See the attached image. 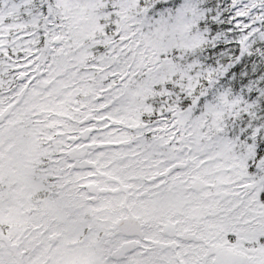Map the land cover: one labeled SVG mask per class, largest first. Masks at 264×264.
Here are the masks:
<instances>
[{
  "label": "snow or ice",
  "instance_id": "6c2138e0",
  "mask_svg": "<svg viewBox=\"0 0 264 264\" xmlns=\"http://www.w3.org/2000/svg\"><path fill=\"white\" fill-rule=\"evenodd\" d=\"M0 264H264V0H0Z\"/></svg>",
  "mask_w": 264,
  "mask_h": 264
}]
</instances>
